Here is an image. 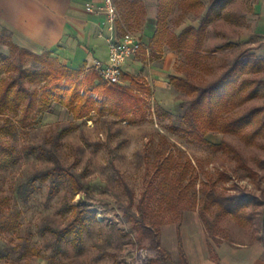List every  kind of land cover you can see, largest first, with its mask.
<instances>
[{
  "label": "rangeland",
  "instance_id": "374dc122",
  "mask_svg": "<svg viewBox=\"0 0 264 264\" xmlns=\"http://www.w3.org/2000/svg\"><path fill=\"white\" fill-rule=\"evenodd\" d=\"M113 1L115 5L124 2ZM145 2L155 10L159 0ZM202 2L207 7L209 0ZM234 14L249 16V3L244 0L227 2L220 16L207 25L204 64L186 70L183 54L174 51L172 73L207 83L242 51L256 57L264 56L262 35L248 30L247 39L240 38L249 28L248 17L240 20L233 17ZM197 17L192 11L183 13L175 7L168 25L178 31L188 23H196ZM4 30L0 36L8 34ZM138 30L139 27L129 26L123 32L137 36ZM224 43H231V46L211 51ZM167 51L165 47L160 54L152 52L151 61L158 64ZM0 52L7 54L8 46L0 43ZM254 76L264 79V72ZM143 96L145 115L135 123L123 121L107 111L101 116L93 114L91 119H74L66 107L51 99L47 107L33 113L27 125L15 124L14 134L5 138L18 149L20 156L15 165L0 170V216H17H14V228L0 233V264H148L157 251L150 248L147 241L139 242L123 220L122 205L127 202L124 189L128 186L133 190L136 203L146 188V181L154 176L155 161L168 154L173 155L178 167L187 165L185 181H189L190 190H195L197 199L202 196V190L223 195L243 193L254 196L257 201L264 199V166L258 163L264 160V136L244 143L232 133L213 131L206 134L211 143L223 140L237 149L241 157L237 158L231 152L213 150L179 129L185 127L183 114L189 97L176 88L171 85L167 89L154 88L151 94ZM261 105H264V96L246 102L228 116ZM3 121L0 114V125ZM52 152L61 165L80 175L88 195L75 193L71 185L63 181L54 190L50 189L49 181L37 182L33 189L27 190L26 199L17 195L18 185L29 175L52 165ZM72 204L84 211L81 244L77 245L70 235L58 245L50 228L60 229L68 222L72 216L68 206ZM150 204L148 218L160 229L161 247L167 251L169 260L177 261L176 230L180 232L196 224L199 203L190 208L181 201L175 209L160 206L157 200ZM261 209V205L251 202L243 211L246 214L252 211L258 216L239 223L230 216L215 218L217 208L212 206L208 216L214 221L215 238L208 235L210 248L222 240L248 242L257 238L264 241L259 220Z\"/></svg>",
  "mask_w": 264,
  "mask_h": 264
},
{
  "label": "trees",
  "instance_id": "16d2710c",
  "mask_svg": "<svg viewBox=\"0 0 264 264\" xmlns=\"http://www.w3.org/2000/svg\"><path fill=\"white\" fill-rule=\"evenodd\" d=\"M227 2L229 0H209L205 7L202 0H159L155 29L150 37L152 50L162 53L166 47L170 51L182 53L186 70L201 67L206 57L203 42L207 25L220 16ZM175 7L183 13H195L199 16L198 23H188L178 31L170 29L168 20ZM201 9H205L203 14L199 12ZM120 13L127 27L137 26L143 7L138 1L125 0L120 5ZM0 43L8 46L7 54L0 52V114L4 117L0 125V170L15 165L20 156L18 149L5 136L14 134L15 124L22 127L27 125L33 113L47 107L51 99L66 107L74 119H91L93 114L101 116L107 111L123 121L135 123L145 115L143 95L151 94V88L138 76L122 72L121 77L127 84H107L95 70L82 74L80 70L52 64L46 53L37 54L13 43L9 33L0 36ZM229 46L231 43H224L211 51ZM245 52L235 56L216 78L207 83H198L176 73L169 75L170 85L189 97L183 114L185 127L179 129L195 136L203 145L213 150L231 152L237 158H241L237 149L223 140L211 143L206 139V134L213 131L232 133L244 143L255 142L258 136H264V105L228 116L246 102L264 96V79L254 76L264 72V56L256 57ZM139 114L141 117H138ZM51 158L50 167L36 170L18 185L17 195L26 199L28 189H33L37 182L41 184L45 181L50 182L52 190L63 181L71 185L75 193L88 195L80 175L61 165L53 152ZM258 163L264 166V160H258ZM153 166L154 176L146 181V188L137 202L134 201L133 190L125 186L127 202L122 205V218L137 240L147 241L148 246L157 251L148 264H188L178 228L177 261L169 260L167 251L161 247L160 229L148 218L152 200L159 201L160 206L174 209L181 201L190 208H194L198 202V215L211 238H215L214 221L208 216L212 206L216 205L217 208L215 218L230 216L244 223L258 216L252 211L250 214L243 211L251 202L257 203L262 206L259 220L264 236V199L257 201L254 196L243 193L214 194L209 190H202V196L197 199L195 190L191 191L189 181H185L186 164L178 167L173 155L168 154L158 157ZM68 209L72 210L68 222L62 228H50V231L58 245L70 235L80 245L84 211L74 204ZM14 216H0V233L14 228Z\"/></svg>",
  "mask_w": 264,
  "mask_h": 264
},
{
  "label": "crops",
  "instance_id": "0c3cea01",
  "mask_svg": "<svg viewBox=\"0 0 264 264\" xmlns=\"http://www.w3.org/2000/svg\"><path fill=\"white\" fill-rule=\"evenodd\" d=\"M98 1L0 0V33L5 29L11 41L18 46L37 54L46 53L56 64L86 74L94 70L96 59L106 60V39L111 35L103 14L85 10L86 4ZM128 1H138L143 7L136 26L139 27L136 37L140 39L141 47L125 61L122 72L140 77L151 91L154 88L167 89L175 61L173 51L164 52L158 64L151 61L154 50L150 46V37L155 29L158 7L151 10L145 0ZM244 1L249 3V16L253 19L249 20V16L243 14L233 15L240 20L248 17L249 28L240 38L247 39L248 30L264 38V0ZM115 6L118 19L114 35L120 36L128 25L121 18L120 5ZM120 82L128 83L122 77ZM180 238L188 264H264V241L261 239L248 242L222 240L210 248L208 232L200 217L194 226L182 228Z\"/></svg>",
  "mask_w": 264,
  "mask_h": 264
},
{
  "label": "built area",
  "instance_id": "2783aa9c",
  "mask_svg": "<svg viewBox=\"0 0 264 264\" xmlns=\"http://www.w3.org/2000/svg\"><path fill=\"white\" fill-rule=\"evenodd\" d=\"M85 10L90 13L103 14L106 28L111 32L107 37L106 60L96 59L93 64L102 81L107 84L120 82L122 65L133 56L141 47V41L131 32H123L120 36L114 35L118 13L113 0H99L96 3H88Z\"/></svg>",
  "mask_w": 264,
  "mask_h": 264
}]
</instances>
